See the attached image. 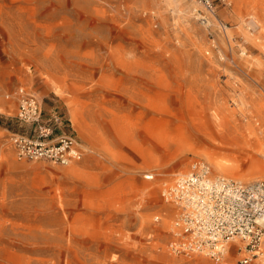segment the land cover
<instances>
[{
	"label": "rangeland",
	"instance_id": "rangeland-1",
	"mask_svg": "<svg viewBox=\"0 0 264 264\" xmlns=\"http://www.w3.org/2000/svg\"><path fill=\"white\" fill-rule=\"evenodd\" d=\"M21 89L80 161L19 159ZM263 151L264 0H0V264H226L171 251L161 193L198 161L264 180Z\"/></svg>",
	"mask_w": 264,
	"mask_h": 264
},
{
	"label": "built area",
	"instance_id": "built-area-1",
	"mask_svg": "<svg viewBox=\"0 0 264 264\" xmlns=\"http://www.w3.org/2000/svg\"><path fill=\"white\" fill-rule=\"evenodd\" d=\"M215 15L221 0H196ZM207 22V19L204 18ZM24 89L18 91V120L36 126L35 132L15 133L12 144L19 159L68 166L80 161L86 148L74 132L55 135L58 117L42 119L39 100ZM63 124V123H61ZM60 125V126H59ZM148 178L151 176H147ZM177 209L171 251L176 255H202L220 262L237 246L244 257L239 264H264V180L243 182L213 176L204 161L166 185L161 193ZM244 244V249L239 246Z\"/></svg>",
	"mask_w": 264,
	"mask_h": 264
},
{
	"label": "bare ground",
	"instance_id": "bare-ground-1",
	"mask_svg": "<svg viewBox=\"0 0 264 264\" xmlns=\"http://www.w3.org/2000/svg\"><path fill=\"white\" fill-rule=\"evenodd\" d=\"M257 27H259V26H257ZM198 124V123H197ZM223 138V137H222ZM232 138V137H231ZM225 139V138H224ZM229 140H231V139H229ZM234 139H232L231 141H233ZM223 142H225L224 140H222ZM228 142V141H227ZM217 148V147H216ZM221 151V150H220ZM219 150H214V151H212V152H210V161L215 165V167L219 170V171H223L224 172V170L225 169H227V166L223 163V162H225L226 163V161H223L222 162V160H220V157L222 156V154H223V152L221 153ZM244 151V150H243ZM247 151V150H246ZM249 152V151H248ZM241 153V152H240ZM244 153V152H243ZM230 154V153H229ZM234 154V153H233ZM246 154V153H245ZM221 155V156H220ZM240 155V154H239ZM251 155V154H250ZM261 155L262 156H264V151L261 153ZM224 156V155H223ZM227 156H228V154H227ZM255 156H253V155H251V156H244V154L243 155H240L239 157H237L236 158V160H238V161H241V162H247L248 160H255ZM222 159V158H221ZM223 159H224V157H223ZM257 161V160H256ZM250 162V161H249ZM260 162V161H259ZM256 165H257V162H256ZM243 167V166H242ZM248 167V166H247ZM229 177H232V178H236V179H241V178H239V177H237L236 176V172H231V173H226ZM238 244H239V246L241 247V248H243L244 249V244H240L239 242H238ZM229 248H230V251L228 252V253H226V257H228V259H227V261H226V264H234V261H235V258L233 257V255H232V251H231V246H229ZM163 258H165V257H163ZM166 259V258H165ZM194 263V262H193ZM195 264H210L206 259H204V258H202V259H200V260H198Z\"/></svg>",
	"mask_w": 264,
	"mask_h": 264
},
{
	"label": "crops",
	"instance_id": "crops-1",
	"mask_svg": "<svg viewBox=\"0 0 264 264\" xmlns=\"http://www.w3.org/2000/svg\"><path fill=\"white\" fill-rule=\"evenodd\" d=\"M63 118H64V122H65V120H66V122L68 121L67 119H66V117L65 116H63ZM67 124V123H66ZM58 130H56V132H57ZM64 131H65V129L64 130H60V132H58V133H56L57 135H60V134H64ZM56 135V136H57Z\"/></svg>",
	"mask_w": 264,
	"mask_h": 264
}]
</instances>
